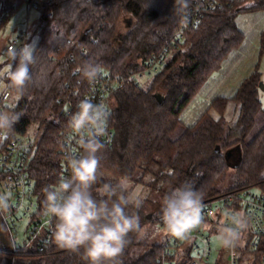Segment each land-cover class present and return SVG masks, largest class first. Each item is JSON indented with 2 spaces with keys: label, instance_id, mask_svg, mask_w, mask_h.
Wrapping results in <instances>:
<instances>
[{
  "label": "trees",
  "instance_id": "obj_1",
  "mask_svg": "<svg viewBox=\"0 0 264 264\" xmlns=\"http://www.w3.org/2000/svg\"><path fill=\"white\" fill-rule=\"evenodd\" d=\"M14 1L21 0H5V6H12ZM196 1L50 0L39 10L34 27L39 36L33 50L35 62L30 67L31 80L13 110L19 115L13 132L23 134L36 129L30 173L43 197L42 190L54 185L60 173L62 133L69 119L62 110L65 106L75 110L92 83L83 80L75 69L90 58L111 76L124 78L123 87L111 101L108 121L114 139L104 144L100 153L102 183H115L126 175L133 185L143 184L150 192L162 193V199L170 189L187 182L204 193L203 202L264 186V126L250 142L245 141L261 109V74L257 70L232 97H216L195 123L178 137L172 136L182 121L181 112L242 43L238 14L264 12V0H235L228 7L204 13L199 25L186 32L180 48L147 87L128 79L170 41ZM127 14L135 21L120 34L118 22ZM10 16L2 18L0 27ZM263 53L264 29L260 34ZM18 62V58L13 60V70ZM4 83H8L6 78ZM230 100L238 104L239 114L234 123L226 125L222 115ZM211 108L221 117L206 119ZM237 146L241 149H237L240 163L233 183L225 189L222 184L229 172L226 153ZM152 200L146 197L139 210L128 209L138 212L141 226L147 222L163 225L159 220L161 208L155 202L152 205ZM130 237L120 257L122 264H156L162 244H145L134 233ZM141 247L142 252H137ZM12 258L17 264H85L79 255L57 246L54 236L42 251L16 254L4 246L0 236V264Z\"/></svg>",
  "mask_w": 264,
  "mask_h": 264
},
{
  "label": "clouds",
  "instance_id": "obj_2",
  "mask_svg": "<svg viewBox=\"0 0 264 264\" xmlns=\"http://www.w3.org/2000/svg\"><path fill=\"white\" fill-rule=\"evenodd\" d=\"M9 58H18L19 62L14 70L9 64L6 73L0 74L8 81L7 85L0 83V92L15 90L19 96L31 80L30 67L35 56L32 47L25 45L12 49ZM75 72L91 83L101 74V66L90 58L78 65ZM77 109L69 117L67 127L77 137L80 151L68 160L70 175L42 190L43 214L55 218L56 245L79 255L85 264H122L120 257L131 242L130 234L137 238L145 234L138 212L128 211L139 210L143 197L126 175L115 183L101 182L100 153L105 148L102 137L106 135L109 113L104 105L95 104L88 97L78 102ZM18 119V114L0 110V140L14 131ZM203 200L204 193L190 183L170 189L162 198L159 216L165 233L183 240L196 229H209L211 225L203 215ZM8 201V196L0 195V214L9 211ZM247 227L243 212L228 214L216 225V239L225 249L234 250L242 246Z\"/></svg>",
  "mask_w": 264,
  "mask_h": 264
},
{
  "label": "built area",
  "instance_id": "obj_3",
  "mask_svg": "<svg viewBox=\"0 0 264 264\" xmlns=\"http://www.w3.org/2000/svg\"><path fill=\"white\" fill-rule=\"evenodd\" d=\"M49 1L21 0L14 1L12 6H5V0H2L0 22L23 4L39 11L46 7ZM234 2L235 0H197L195 8L185 14L180 27L170 41L159 52L148 58L137 71L129 75L128 79L142 86V80L160 73L169 57L180 48L186 38V32L199 25L204 13L223 9ZM26 33V31L20 32L7 45V51L23 48L27 42ZM123 85L124 78L113 77L101 70V74L90 84L84 98L88 97L93 103L104 105L110 117L112 98ZM18 100L19 97L13 90L0 92V110L13 112ZM77 110L65 106L62 115L69 118ZM108 120L106 135L102 137L104 144H111L115 135ZM36 140V135L15 132L0 140V195L8 196L10 205L7 213L0 214V228L8 241L7 247L13 254L22 251H42L53 238L55 218L43 214L44 197L37 190L36 180L30 173V159ZM62 141L58 181L62 176L70 175L68 160L80 151L76 142L77 137L67 126L63 130ZM203 204L205 221L211 227L207 230L196 229L190 233L189 238L183 240L167 234L161 243L162 253L156 264H264V186L259 187L258 190L247 188L229 192L204 201ZM239 212L245 214L248 224L243 234L242 246L234 250L223 247L221 254H217L214 259L212 240L217 234L216 225L228 214ZM21 227H24L22 238L19 232ZM12 264H17L14 258Z\"/></svg>",
  "mask_w": 264,
  "mask_h": 264
},
{
  "label": "rangeland",
  "instance_id": "obj_4",
  "mask_svg": "<svg viewBox=\"0 0 264 264\" xmlns=\"http://www.w3.org/2000/svg\"><path fill=\"white\" fill-rule=\"evenodd\" d=\"M39 19V11L33 8H29L27 5H21L5 22L3 26L0 27V74L6 73L8 65L11 64L13 60L9 58V51H7V45L13 41L20 32L26 31L27 33V42L25 45H29L34 50L36 43L38 41V34L34 32V27ZM134 17L131 14L123 16L118 22V32L120 34L126 33L134 23ZM236 23L240 30L244 34V39L239 47L234 49L224 61L221 69L215 72L209 80L203 85L200 91L196 94L193 100L189 105L181 112L182 121L179 123L177 130L172 135L173 138H176L180 133L189 125H192L197 121V119L205 113L208 105L213 99H215L220 94L227 96L228 94L223 93L226 90V87L223 88L225 77L229 74V67L235 64H241L243 69L245 68V74H251L252 72H260L261 81L264 82V53L261 55L259 49V36L261 31L264 29V12L263 11H249L238 14L236 17ZM176 49L174 53L177 51ZM173 53V54H174ZM257 65V68H256ZM4 76L0 75V83L5 85ZM151 81L150 77L142 80V86L147 87ZM222 92V93H218ZM259 98L261 100V109L259 110L255 124L249 134L246 137V142H250L264 126V91L260 89ZM239 114L238 104L230 100L226 107L224 114L222 115L223 119L226 122V125H231L234 123ZM221 117V114L211 108L208 110L205 118L218 119ZM30 135H36V129L32 128L27 132ZM234 149H240L239 146ZM241 150V149H240ZM227 158L229 165V172L227 180L222 184V188L227 189L231 186L234 180L235 168L237 166L236 161L231 158ZM133 185V183H132ZM134 190H139L140 195L144 198H152V205L155 202L159 208H161L162 199L160 195L152 191L150 192L143 184L133 185ZM251 190H258L259 186L250 187ZM156 207V206H155ZM153 210V209H152ZM151 210V211H152ZM150 214V213H149ZM148 214V215H149ZM142 228L145 229V234L141 240L145 244L152 243H162L166 238V233L164 231V226L160 223L151 224L149 222L143 223ZM24 227L19 229L20 238H22ZM21 240V239H20ZM213 244V258L217 257V254H221L222 245L216 239V235L212 240ZM144 247L138 248L137 252H142Z\"/></svg>",
  "mask_w": 264,
  "mask_h": 264
},
{
  "label": "crops",
  "instance_id": "obj_5",
  "mask_svg": "<svg viewBox=\"0 0 264 264\" xmlns=\"http://www.w3.org/2000/svg\"><path fill=\"white\" fill-rule=\"evenodd\" d=\"M259 49H260V36H259ZM256 68H257V65H256ZM228 72H229V74H228V76L225 77V80H224V83H223L222 87L223 88L226 87V90H224V92H223V93L228 94L226 97H232L236 93V91L238 90V88L240 87V85L242 84V82L247 77H249L253 72L251 74H245L244 75L243 73L245 72V68L243 69V66L241 64V61H240L239 64H235L233 66H230ZM218 93H222V92H218ZM219 96H225V95L220 94ZM238 155H240L239 154V151L237 149L233 150V153L231 155V159L232 160L233 159H237L238 158Z\"/></svg>",
  "mask_w": 264,
  "mask_h": 264
},
{
  "label": "water",
  "instance_id": "obj_6",
  "mask_svg": "<svg viewBox=\"0 0 264 264\" xmlns=\"http://www.w3.org/2000/svg\"><path fill=\"white\" fill-rule=\"evenodd\" d=\"M259 89H261V90L264 91V82H263V81H260V83H259ZM233 150H235V149H232V150L228 151V152L226 153V157L231 158V155H232V153H233ZM240 159H241L240 155H238V158H237V159H234V160L236 161L237 165L240 163ZM151 216H152V215L149 214V215H148V218L150 219ZM0 236H1V238H2V241H3L4 246H7V245H8V241H7V240L5 239V237L3 236V233H2V231H1V228H0ZM7 264H12V259H9Z\"/></svg>",
  "mask_w": 264,
  "mask_h": 264
}]
</instances>
